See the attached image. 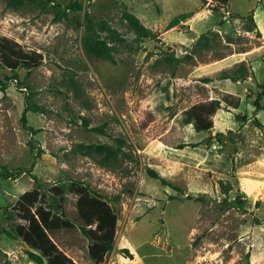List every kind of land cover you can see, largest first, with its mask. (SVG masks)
Masks as SVG:
<instances>
[{
	"label": "rangeland",
	"instance_id": "374dc122",
	"mask_svg": "<svg viewBox=\"0 0 264 264\" xmlns=\"http://www.w3.org/2000/svg\"><path fill=\"white\" fill-rule=\"evenodd\" d=\"M71 1L56 0L63 9ZM77 1L80 10L59 18L55 9L28 2L12 8L0 0V34L44 58L31 72L18 70L21 84L11 78L0 90V172L31 169L0 179V264H47L31 260L29 246L13 231L21 220H7L5 208L35 186L51 194L52 185L73 182L120 197L113 202L114 248L101 264H264V97L262 109L254 105L264 66L256 76L245 61L253 72L245 96L218 87L242 63L223 62L227 56L262 44L243 17L256 11L264 19V0ZM125 10L156 37L139 38ZM87 13L114 60L86 49ZM211 31L212 46L196 49L200 35ZM6 76L13 72L0 61V77ZM212 88L241 107L199 132L184 123L183 112L210 100ZM28 101L37 108L27 113L40 129L34 136L22 123ZM192 143L198 145H186ZM76 202L68 192L64 210L73 220L79 219ZM53 236L78 264H96L79 228Z\"/></svg>",
	"mask_w": 264,
	"mask_h": 264
},
{
	"label": "trees",
	"instance_id": "16d2710c",
	"mask_svg": "<svg viewBox=\"0 0 264 264\" xmlns=\"http://www.w3.org/2000/svg\"><path fill=\"white\" fill-rule=\"evenodd\" d=\"M207 1V0H203ZM32 3L40 6L42 9H55L59 18L66 15L67 9L80 10L82 4L73 0L62 8L61 4L56 0H7V5L12 8H19L25 3ZM124 19L133 29L139 38L156 37V33L147 27L140 18L131 11L125 10L123 13ZM236 17H239L236 15ZM243 18L250 19L255 28L257 24L254 20V13L244 16ZM251 30L250 26H247ZM258 34L261 35L260 32ZM216 39V33L211 31L203 33L197 40L196 49H208L212 46V40ZM85 47L87 50L94 52L98 56L114 60L111 47L107 42L100 38L93 18L87 13V34L85 37ZM192 55H187L190 58ZM0 61L3 66L13 72V76L0 77V90L5 91L9 86V79L17 80L19 84L18 70L26 68L31 72L39 68L43 62V54L36 50H26L18 41L5 35L0 34ZM251 76L249 67L245 62H242L235 70L233 75L229 77L233 81L246 80ZM206 81H210L207 78ZM261 90L257 93L254 105L257 110L262 109L261 100L264 97V83L260 84ZM220 99H211L208 101H200L193 104L183 112V121L186 124H193L194 128L201 131H210L214 127V116L221 108ZM36 107L28 101L22 115V123L32 135H36L40 129L29 124L27 117L28 111H36ZM258 124L260 122L256 120ZM220 135V134H217ZM36 140H30L31 148H35ZM197 146V143L186 144ZM42 151L39 150L38 153ZM29 168H18L10 171L5 168L0 172V179L10 177H18ZM150 177L160 179L163 185L172 186L175 190L182 191L179 186L171 184L166 178L162 177L156 170L148 169ZM50 193L43 191L40 186H35L32 189L22 193L18 200L5 208L6 219L13 220L18 218V222L13 231L16 236L21 238L30 248L29 255L35 263L47 264H78L69 254H67L54 239L53 234L62 229L79 228L81 233L85 235L90 244L88 252L90 258L96 263L104 262L107 255L113 250L118 229V210L113 202L119 203L120 197L115 196L113 199H108L97 191L88 187V185L73 182L67 188L65 184H54L50 187ZM74 193L77 196V211L78 220H73L67 216L64 210L66 194ZM174 197V196H171ZM188 199L192 196L187 195ZM125 257H133L129 248H123Z\"/></svg>",
	"mask_w": 264,
	"mask_h": 264
},
{
	"label": "crops",
	"instance_id": "0c3cea01",
	"mask_svg": "<svg viewBox=\"0 0 264 264\" xmlns=\"http://www.w3.org/2000/svg\"><path fill=\"white\" fill-rule=\"evenodd\" d=\"M254 17L256 19L255 22H256L257 27H258L257 29L261 33L260 36H261L262 44L259 47H257L256 50H246V51L241 52L242 53L241 55H239L240 54L239 52L235 51V52L231 53L229 56H227V58H225V60L223 62L230 61V60L235 61V63L251 61V63H249V65H252V69H253L255 75L257 76V71L260 67V63L264 66V19H259L257 17L256 11L254 13ZM223 62L221 61L220 63H223ZM249 70L251 71V74H253L250 66H249ZM249 77H251V76H249ZM257 81L260 82L258 79H257ZM247 83H251V80L246 79L243 81H241V80L233 81V80L229 79L228 81H226L222 84H219L218 87H219V90L223 93H227L228 95L240 97V96H245V92L248 91V86L246 85ZM241 85L244 87L241 88ZM212 92H213V97L211 99H215V98L220 99L221 100V106H222L217 111L214 118L219 116L221 118V120H225V115H227L225 112L226 110L228 113H231L230 110L240 109L241 106L238 103L232 104L228 101V99L222 98L221 97L222 93L216 92L213 88H212ZM215 93L217 94V97L214 96ZM257 116L259 117L260 113H258Z\"/></svg>",
	"mask_w": 264,
	"mask_h": 264
}]
</instances>
